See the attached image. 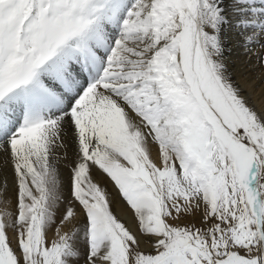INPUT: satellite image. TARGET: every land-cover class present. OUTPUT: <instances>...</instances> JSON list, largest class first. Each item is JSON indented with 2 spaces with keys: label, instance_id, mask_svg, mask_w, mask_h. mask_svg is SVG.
<instances>
[{
  "label": "snow or ice",
  "instance_id": "snow-or-ice-1",
  "mask_svg": "<svg viewBox=\"0 0 264 264\" xmlns=\"http://www.w3.org/2000/svg\"><path fill=\"white\" fill-rule=\"evenodd\" d=\"M228 32L264 73V0H0V264H264V105Z\"/></svg>",
  "mask_w": 264,
  "mask_h": 264
},
{
  "label": "rangeland",
  "instance_id": "rangeland-1",
  "mask_svg": "<svg viewBox=\"0 0 264 264\" xmlns=\"http://www.w3.org/2000/svg\"><path fill=\"white\" fill-rule=\"evenodd\" d=\"M224 35L226 36L227 39L226 47L233 49V50L231 49L230 53H226V57H227L226 63L229 66V70L232 72L233 78L237 81V83L241 84V86L244 88V93L246 97L250 100L252 106L255 107L257 111H260L263 103L261 104V106H259L257 104V100L259 101L263 100L262 98L260 99L259 92L261 88L264 87V83L261 82V80L258 77H256L257 75L255 73L251 74V76H249L250 72L249 74L248 73L243 74V72L245 73L247 70H250L248 66H251L253 62L256 67V71L259 70L258 63L256 61L257 59L255 58L254 55L249 57L244 54L243 49L238 46L239 42L237 41L240 40V38L236 36L234 33L228 32L225 33ZM231 40H233L234 42ZM234 43H237V45ZM63 164L68 165V163H63ZM63 164L62 163L57 164V168L59 170L60 180H61V193L65 201V203H63L61 207L64 208L67 204V201L70 199V175L73 164H70V166L68 167L63 166ZM103 178L106 179V182L108 184V187H105V189L109 193V197L111 200V209L113 213L127 227L134 230V223H135L134 218L132 216L131 211L127 208L125 202L120 198L118 194V190L115 189L114 185L111 183L110 180H108L106 177H103L98 171L94 170L93 172L94 181L101 184ZM5 183H7L8 192L9 194H11L13 187V173L11 168V162L7 153H5L2 148H0V190H3V186L5 185ZM101 186L104 187L103 185ZM77 212L79 213L78 207H77ZM59 214L60 213H58V217H57L58 219H59ZM182 222H186V221H182ZM80 223L82 227L83 224L82 215L80 217ZM49 235L51 236L52 233L50 232ZM142 247H145V250H147L145 245L142 244ZM80 248L81 251L83 252L84 248L82 243L80 244ZM77 264H83V260L81 259L80 261L77 262Z\"/></svg>",
  "mask_w": 264,
  "mask_h": 264
},
{
  "label": "bare ground",
  "instance_id": "bare-ground-1",
  "mask_svg": "<svg viewBox=\"0 0 264 264\" xmlns=\"http://www.w3.org/2000/svg\"><path fill=\"white\" fill-rule=\"evenodd\" d=\"M227 37H229V36H227ZM232 39V38H231ZM231 41H233V40H231ZM234 42V41H233ZM237 42H239V40L237 41ZM234 44H236L237 45V43H234ZM232 49V48H231ZM233 50V49H232ZM235 50V49H234ZM256 58V57H255ZM250 60V59H249ZM252 61V60H251ZM257 61V60H256ZM250 63V62H249ZM245 67H247V66H245ZM245 67H243V68H245ZM249 68H250V70H247L245 73L243 72V74H249V72H250V74H249V76H251V74H253V73H255L257 76L256 77H258L260 80H261V82H263L264 83V73L263 74H261L262 72L261 71H259V70H257L256 71V67H255V65H254V62H253V64H251V66H248ZM255 71V72H254ZM248 77V76H247ZM249 78V77H248ZM250 81H251V79H250ZM261 86H262V83H261ZM260 99L262 98L263 100H261V101H259V100H257V104L259 105V106H261V104L263 103V105H264V87L263 88H261V90H260ZM259 101V102H258ZM65 147L64 148H59V149H57L56 150V153H55V157H56V161H57V164H60V163H68V165H65V164H63V166H65V167H68V166H70V164H73L72 162L74 161V152H75V145H74V143H73V139H72V136H71V134H70V132H69V135L65 138ZM156 151H157V149H156V147L153 145L152 146V154H153V158H155V155H156ZM101 185H103L104 187H108V184H107V182H106V179H102V181H101ZM64 211V208L63 207H61L60 208V210H59V213H62Z\"/></svg>",
  "mask_w": 264,
  "mask_h": 264
}]
</instances>
